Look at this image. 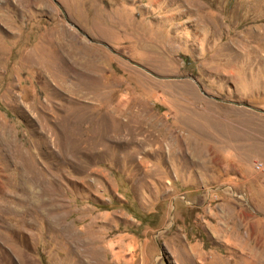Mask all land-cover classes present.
<instances>
[{"label": "rangeland", "instance_id": "rangeland-1", "mask_svg": "<svg viewBox=\"0 0 264 264\" xmlns=\"http://www.w3.org/2000/svg\"><path fill=\"white\" fill-rule=\"evenodd\" d=\"M0 264H264V0H0Z\"/></svg>", "mask_w": 264, "mask_h": 264}, {"label": "water", "instance_id": "water-1", "mask_svg": "<svg viewBox=\"0 0 264 264\" xmlns=\"http://www.w3.org/2000/svg\"><path fill=\"white\" fill-rule=\"evenodd\" d=\"M228 103H232L234 105H238V106H244V107H249L250 108V105L248 103H241V102H235V101H226Z\"/></svg>", "mask_w": 264, "mask_h": 264}]
</instances>
